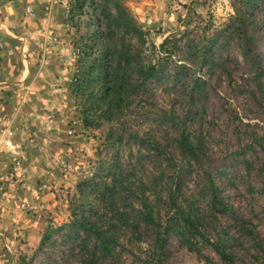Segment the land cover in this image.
I'll return each mask as SVG.
<instances>
[{"label": "rangeland", "instance_id": "rangeland-1", "mask_svg": "<svg viewBox=\"0 0 264 264\" xmlns=\"http://www.w3.org/2000/svg\"><path fill=\"white\" fill-rule=\"evenodd\" d=\"M81 1L0 0V264H89L66 231L39 247L73 205L96 202L92 181L118 184L139 209L143 195L180 190L206 236L230 240L238 264H264V6L238 17L236 0ZM96 11H128L139 32L109 37ZM151 65L158 77L142 82ZM106 84L115 91L98 95ZM182 134L197 161H160ZM119 153L136 167H108ZM132 232L98 264H221L200 237L202 254L179 233Z\"/></svg>", "mask_w": 264, "mask_h": 264}, {"label": "trees", "instance_id": "trees-1", "mask_svg": "<svg viewBox=\"0 0 264 264\" xmlns=\"http://www.w3.org/2000/svg\"><path fill=\"white\" fill-rule=\"evenodd\" d=\"M77 2L82 5L84 1L77 0ZM236 3L238 17H242L247 11H253L261 5L264 6V0H236ZM113 12L115 14H112ZM128 14V11H100V13L96 11L94 17L101 26L103 25L101 19H107L105 26L109 32V37L113 36L116 30L125 33H138L137 24ZM101 34L104 35L102 31H100ZM169 41L167 39L162 47ZM103 42L105 52H116L121 57L124 55V47L109 43L110 41L103 40ZM93 44L98 46L99 41L96 40V43ZM197 52L202 54V48L198 47ZM198 58L200 59V55ZM158 69L159 67L156 65L139 67V79L142 82L156 79ZM107 71L108 68L105 72L103 71L104 76L108 74ZM260 78V76L257 77V80L261 85ZM103 79L99 78L98 80ZM84 86L83 82L80 88L84 89ZM114 91L111 85L106 84L104 88L98 91V95L109 96ZM103 97L101 98L103 99ZM84 120L89 127L90 116L85 117ZM176 150V157L160 152L159 157H162L160 161L170 157V162H173L172 167H191L198 159L199 147L186 134L181 135ZM122 157L121 153L114 156L108 167H136L133 156L125 157L126 164L122 163ZM86 186L92 191L96 202L89 205L84 202L73 205L72 219L66 225L54 227L53 224H50L44 232L39 251H44L51 244L55 234L66 231L64 242L79 248L80 254L88 259L89 264H98L101 260L114 255L116 247L120 245V238L126 236V232L133 231L132 236L136 237L140 235V226L144 224L155 228L159 242L170 233H179L189 250L202 254L195 241L196 237H200L204 244L211 246L218 254L221 264H238L235 255L230 251V240L226 238L212 240L206 236L200 229L203 226L200 213L192 208L180 190L170 189L169 195H165V191H162L160 192L162 197L158 195L155 202L143 195L139 209L129 197H125V194L119 190L118 184L109 186L107 183L97 184L92 181V183L88 182ZM81 192L83 193V191ZM213 195L215 198V194ZM202 256L209 264H216L209 257Z\"/></svg>", "mask_w": 264, "mask_h": 264}, {"label": "crops", "instance_id": "crops-1", "mask_svg": "<svg viewBox=\"0 0 264 264\" xmlns=\"http://www.w3.org/2000/svg\"><path fill=\"white\" fill-rule=\"evenodd\" d=\"M29 76L31 75V68L29 69ZM26 74H27V72H24V71H21V72H19L18 74H15V75H13L14 77H18L19 76V79H17V80H19V81H21V80H23L24 79V77H26ZM16 80V79H15ZM15 83H17V84H20L18 81H16ZM14 83V84H15ZM24 86H26V84H24L23 85V87ZM15 99H16V96H15Z\"/></svg>", "mask_w": 264, "mask_h": 264}]
</instances>
